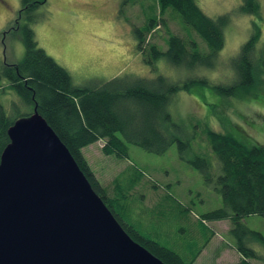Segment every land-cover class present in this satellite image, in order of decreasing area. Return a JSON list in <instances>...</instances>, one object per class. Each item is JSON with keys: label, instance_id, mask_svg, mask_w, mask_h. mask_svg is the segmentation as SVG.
<instances>
[{"label": "trees", "instance_id": "1", "mask_svg": "<svg viewBox=\"0 0 264 264\" xmlns=\"http://www.w3.org/2000/svg\"><path fill=\"white\" fill-rule=\"evenodd\" d=\"M44 1L22 0L19 12L32 13ZM155 2L158 14L154 13V18L146 20L144 29H134L138 52L144 54L149 51L146 63L152 67L154 62L163 59L174 70L182 69L185 75L191 72L189 77L174 83L161 75L146 79L123 74L93 88L74 86L68 72L38 47L33 30L24 24L21 27L25 50L23 59L14 64L4 62L0 67V77H4L7 88L18 95L17 103L22 107L8 114L0 103V156L9 144L8 129L15 121L31 116L35 109L68 149L94 192L135 242L164 264H193L196 253L190 261L183 260L177 252L157 241L160 235L157 239L147 237L126 222L122 213L129 211L126 202L132 187L122 189L117 181L115 195H106L82 153L83 148L100 140L104 142L103 154L118 160L128 159V144L154 155L165 154L175 144L180 159L196 169L203 183L218 193L222 201L220 208L198 219L205 222L230 221L234 247L242 257L235 264H252L251 260L264 263V253L260 255L251 244L264 250V236L251 231L242 222L248 216H264V146L240 141L230 134L206 130L203 135L219 163L215 174H211L205 158L198 155L187 157L194 138V134L187 130V125L191 124L177 122L169 112L177 94H193L191 91L195 89L210 86L202 70L210 71L216 66L224 46V29L229 24V14L210 18L202 12L196 0ZM240 3L239 11L243 14H259V0H240ZM121 4L125 6L128 1L123 0ZM167 13L177 14L180 21H176L181 30L191 29L205 44L206 50H199L197 39L192 35L186 39L169 32L163 19ZM159 20L168 35L165 51L148 44L144 37L158 25ZM252 27L249 39L229 61L234 80L228 85H211L226 98L242 100L252 95L253 89L260 84L264 86V44L258 46L261 30L257 23L253 22ZM12 30L9 28L6 32ZM257 104L264 106V100H257ZM25 109L26 112L22 111Z\"/></svg>", "mask_w": 264, "mask_h": 264}, {"label": "rangeland", "instance_id": "2", "mask_svg": "<svg viewBox=\"0 0 264 264\" xmlns=\"http://www.w3.org/2000/svg\"><path fill=\"white\" fill-rule=\"evenodd\" d=\"M127 1L128 4L123 6V0H45L32 13L21 14L22 0H0V67L4 62L14 64L23 59L21 27L28 24L38 47L68 72L74 86L93 88L123 74L146 79L161 75L174 83L189 77L191 72L185 75L182 69L174 70L163 59L154 62L153 67L146 63L149 51L138 52L134 29H144L146 20L158 14L156 0ZM196 3L210 18L229 14V24L224 29V46L216 66L210 71L202 70L210 86L195 89L191 91L193 94H177L169 112L177 122L191 124L187 125V130L194 134V138L187 157L198 155L205 158L211 174H215L219 163L203 135L206 130L264 146V106L257 104V100H264L263 84L242 100L226 98L212 87L228 85L234 80L229 61L251 36L253 22L261 30L258 46L264 44V0H259L258 15L239 11L240 0H196ZM163 19L169 32L186 39L192 35L197 39L199 50H206L205 44L191 29L181 30L176 21H180L177 14L167 13ZM9 28L14 30L6 32ZM144 37L148 44L166 50L168 35L160 20ZM7 85L4 77H0V103L8 114H12L22 107L18 104V95ZM103 145V141H97L83 148L82 153L106 195H115L117 181L122 189L132 187L126 202L129 211L122 216L141 234L157 239L163 225H176L181 218L196 226L200 223L206 231L212 226L198 218L222 206L220 195L203 183L196 169L180 159L175 144L163 155L150 154L128 144V159L122 160L104 155ZM242 222L251 231L264 236V216H248ZM230 229L228 220L217 224L215 237L217 246H220V264L240 261L235 258V240ZM251 244L260 255L264 253L261 246ZM251 263L264 264L254 260Z\"/></svg>", "mask_w": 264, "mask_h": 264}, {"label": "water", "instance_id": "3", "mask_svg": "<svg viewBox=\"0 0 264 264\" xmlns=\"http://www.w3.org/2000/svg\"><path fill=\"white\" fill-rule=\"evenodd\" d=\"M0 156V264H164L135 242L34 113Z\"/></svg>", "mask_w": 264, "mask_h": 264}, {"label": "crops", "instance_id": "4", "mask_svg": "<svg viewBox=\"0 0 264 264\" xmlns=\"http://www.w3.org/2000/svg\"><path fill=\"white\" fill-rule=\"evenodd\" d=\"M207 222L212 224V226L207 229L208 231H206L200 223L196 226L197 224L186 221V219L182 220V218L176 225L168 226L165 224L160 228V238H158L157 241L163 246L177 252L183 260L186 259L190 261L193 258L192 255L196 253L192 259L193 264H220V262L218 263L221 257L219 254L220 246H217L218 242L215 235H217V224L221 221ZM178 232H180V234L177 236ZM195 245L201 247L198 252L197 247H194ZM236 257L239 260L242 258L237 252L235 258Z\"/></svg>", "mask_w": 264, "mask_h": 264}]
</instances>
